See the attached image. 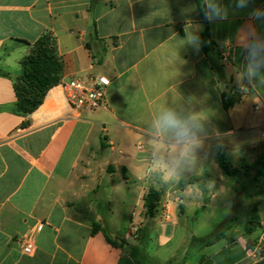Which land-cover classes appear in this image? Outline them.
<instances>
[{
	"label": "crops",
	"instance_id": "obj_1",
	"mask_svg": "<svg viewBox=\"0 0 264 264\" xmlns=\"http://www.w3.org/2000/svg\"><path fill=\"white\" fill-rule=\"evenodd\" d=\"M204 2L216 44L209 53L201 48L198 0H0V264H152L143 244L155 222L163 239L155 264H264L248 247L246 204L225 202L229 214L244 218L225 222L219 240L223 227L187 233L188 215L201 221L216 199L213 176L235 177L217 157L261 169L264 155V0ZM47 32L57 40L62 79L37 110L20 114L14 83L21 61ZM100 77L110 80L105 104L74 111L60 84ZM232 90L240 98L225 108ZM169 111L196 141L187 155L178 130L157 127ZM204 171L211 191L202 208L198 183L179 185ZM152 187L162 196L149 217ZM263 193L253 205L255 248L264 246ZM40 223L27 255L22 237Z\"/></svg>",
	"mask_w": 264,
	"mask_h": 264
},
{
	"label": "trees",
	"instance_id": "obj_2",
	"mask_svg": "<svg viewBox=\"0 0 264 264\" xmlns=\"http://www.w3.org/2000/svg\"><path fill=\"white\" fill-rule=\"evenodd\" d=\"M202 18L206 24V28L201 37V48L205 53H209L212 48H216V44L210 37L209 28L207 25V18L205 16L206 7L204 0H198ZM217 57H221V53L217 51ZM237 65H239L238 62ZM23 74L15 81L14 88L17 95L16 112L20 114H31L39 108L43 103L47 93L50 89L57 86L61 79L64 68V62L57 50L56 37L51 32L43 34L33 45L30 55L24 57L21 61ZM241 92L232 90L224 93V106L229 108L233 106L240 98ZM218 163L224 173L228 176H236V171L232 168L229 158L226 155H219L217 157ZM260 168L264 167V155L259 158ZM261 169H259V175ZM205 192V188H202ZM162 191L155 188H150L145 197V206L147 209L146 215L154 217L157 215L160 207ZM264 198V193H263ZM207 198L204 197L202 208L207 203ZM260 224L257 206H254L248 213L246 232L252 234ZM93 231H102L107 240L117 245L115 240L108 235L105 228L99 223H94ZM223 232L216 235L215 240H219ZM248 247L252 246L248 242Z\"/></svg>",
	"mask_w": 264,
	"mask_h": 264
},
{
	"label": "rangeland",
	"instance_id": "obj_3",
	"mask_svg": "<svg viewBox=\"0 0 264 264\" xmlns=\"http://www.w3.org/2000/svg\"><path fill=\"white\" fill-rule=\"evenodd\" d=\"M229 162L232 165V168L236 171V176L232 178L225 177L223 181H219L216 175L213 176L214 180L212 183H210V188L212 192L216 193V199L211 203L207 214L204 215L200 213L198 215L201 221L194 223L191 221V216L188 215L190 220L187 225V233H194L199 235L211 234L213 233L212 231L214 229L218 230L220 227H223L221 232H224L223 229L226 226L224 225L225 222H229L232 217L235 216V214L233 213L229 214L230 210L229 207L226 206L225 202L228 201L232 206L240 207V209H243V206L246 204L248 206V212H250L256 199L261 195V191L264 189V167L261 168V173L258 176L260 177V180L255 181V179L258 178L256 176L259 170V165H257L256 162H253L251 160L244 163L237 160H232V162ZM207 177L208 174L204 171L203 174L194 175L190 177L189 180L182 182L179 186L182 187L187 185L188 183L192 184L196 182L198 183L196 185L197 189L203 193V197L207 198L209 191H211L208 190L209 188L207 185ZM240 179L242 183H240ZM202 188H205L206 191L203 192ZM235 217L243 219L244 214L243 212H241V214H236ZM155 223L156 224L152 225V229L149 233V238L143 244V248L148 253V258L152 264H155V254L158 249H160V244H162L161 242H163V239H161L160 235L161 233L156 227L157 222ZM208 228H210V231H208ZM118 232L123 236V230H120ZM219 233L220 231H217V234ZM245 233L246 235H248V242L252 246V250L255 249V241L251 239V235H253V233L248 234L246 230ZM132 241L133 240H131V242Z\"/></svg>",
	"mask_w": 264,
	"mask_h": 264
},
{
	"label": "built area",
	"instance_id": "obj_4",
	"mask_svg": "<svg viewBox=\"0 0 264 264\" xmlns=\"http://www.w3.org/2000/svg\"><path fill=\"white\" fill-rule=\"evenodd\" d=\"M110 80L100 77L92 84H87L80 79H73L60 84V89L64 94L71 108L76 112L91 111L102 107L105 104V89L109 86ZM43 223L36 226L35 230L26 233L22 237V250L27 255H32L36 248V231L41 229ZM256 259L264 257V246L250 251Z\"/></svg>",
	"mask_w": 264,
	"mask_h": 264
},
{
	"label": "clouds",
	"instance_id": "obj_5",
	"mask_svg": "<svg viewBox=\"0 0 264 264\" xmlns=\"http://www.w3.org/2000/svg\"><path fill=\"white\" fill-rule=\"evenodd\" d=\"M244 4V0H240V5L243 6ZM207 7L209 9H211V11L213 12V14H215L216 16L220 15L219 10L213 6L212 4L207 5ZM257 16L260 15V13H256ZM206 18H210L208 17L207 12L205 13ZM249 52L251 54V48H249ZM249 73H252V68L249 67ZM157 127L161 130H178L177 134L178 136L186 141L185 144V149L184 152L182 153V155H187L190 151L191 148L193 146L196 145V141L190 137L189 134V130L186 126V124H184L182 121H180L176 115L172 112H165L160 119L157 121Z\"/></svg>",
	"mask_w": 264,
	"mask_h": 264
}]
</instances>
